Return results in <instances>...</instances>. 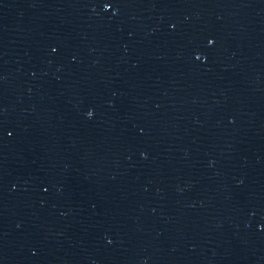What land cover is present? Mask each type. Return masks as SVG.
Here are the masks:
<instances>
[{
  "label": "water",
  "instance_id": "obj_1",
  "mask_svg": "<svg viewBox=\"0 0 264 264\" xmlns=\"http://www.w3.org/2000/svg\"><path fill=\"white\" fill-rule=\"evenodd\" d=\"M0 264H264V0H0Z\"/></svg>",
  "mask_w": 264,
  "mask_h": 264
},
{
  "label": "snow or ice",
  "instance_id": "obj_2",
  "mask_svg": "<svg viewBox=\"0 0 264 264\" xmlns=\"http://www.w3.org/2000/svg\"><path fill=\"white\" fill-rule=\"evenodd\" d=\"M105 7L110 8V7H112V5L111 4H105ZM209 43H214V40H210Z\"/></svg>",
  "mask_w": 264,
  "mask_h": 264
},
{
  "label": "clouds",
  "instance_id": "obj_3",
  "mask_svg": "<svg viewBox=\"0 0 264 264\" xmlns=\"http://www.w3.org/2000/svg\"><path fill=\"white\" fill-rule=\"evenodd\" d=\"M91 114H92V112L90 111V112H89V115H91Z\"/></svg>",
  "mask_w": 264,
  "mask_h": 264
}]
</instances>
